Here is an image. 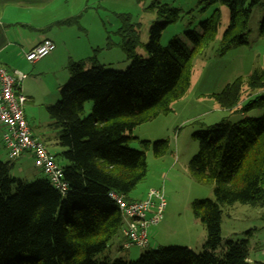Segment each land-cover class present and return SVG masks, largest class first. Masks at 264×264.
Returning <instances> with one entry per match:
<instances>
[{"label": "trees", "instance_id": "obj_1", "mask_svg": "<svg viewBox=\"0 0 264 264\" xmlns=\"http://www.w3.org/2000/svg\"><path fill=\"white\" fill-rule=\"evenodd\" d=\"M214 2L229 11L215 48L222 54L247 42L252 8L261 0H199L200 11ZM152 5L158 20L148 30L146 57L137 54L138 30L123 16L120 32L129 65L124 70L107 68L94 54L70 60L60 97L47 106L58 128L57 143L64 148L60 156L66 192L61 194L46 176L32 181L11 176L12 161L0 158V264H264L249 260L248 239L223 242L221 236L223 207L264 206V70L246 79L236 77L210 95L220 108L238 112L239 119L225 117L192 134L198 148L188 170L213 184L212 198L191 203L206 230L202 249L168 245L144 250L134 260L103 255L122 226L110 193L128 198L146 175L147 146L152 145L155 156L168 148L167 139L141 140L144 149L130 147L134 128L185 94L193 57L214 40L220 25L219 10L214 9L199 22V31L188 27L185 40L175 36L162 45L161 33L177 19L179 9L157 0ZM256 110L259 116L251 114Z\"/></svg>", "mask_w": 264, "mask_h": 264}, {"label": "rangeland", "instance_id": "obj_2", "mask_svg": "<svg viewBox=\"0 0 264 264\" xmlns=\"http://www.w3.org/2000/svg\"><path fill=\"white\" fill-rule=\"evenodd\" d=\"M154 1L89 0L80 24H77L84 29L81 30L80 39L75 43L76 46L83 44L87 48L80 55H74L73 60L94 54L97 62L105 67L124 70L130 59L127 57L120 32L123 16H126L129 23L134 24L138 30L137 54L146 57L144 44L148 40V30L153 21L158 20L156 8L152 5ZM157 1L179 9L177 19L169 23L161 33L162 45H166L175 36L185 40L184 31L188 27L199 31V22L206 19L214 9L219 10L220 25L214 40L202 53L193 57L190 86L185 94L171 101L167 111L138 125L132 132L136 137L129 142L132 148L144 149L141 140L153 142L160 139H167L168 148L162 156H155L152 145L147 146L146 175L129 192L128 197L143 199L150 189H163L166 206L161 219L148 229L150 244L147 247L120 248L122 239L118 236L103 253L111 258L134 260L144 250L168 245L190 246L195 252L202 249L200 242L203 234L206 235V230L201 221L193 215L191 203L194 199L212 198L213 184L200 180L188 170V162L198 148V142L192 134L225 117H229L230 120L239 119L241 115L238 112L231 113L225 110L222 114L217 102L210 95L220 91L226 83L236 77L246 79L254 71L264 70V28L261 29L264 21V0L252 8L248 21L247 42L231 47L222 54H218L215 48L229 21V11L225 5L214 2L200 11L203 5L199 0ZM90 45L93 50L89 49ZM27 71L29 77L35 79L29 85L32 94H28V100L24 104L25 116L34 133L45 136L42 138L49 150L55 154L57 162L64 164L65 161L60 156L64 148L57 143L58 128L53 124L47 106L59 99L60 88L67 81L69 70L65 65L62 70L47 73L35 74L32 69ZM90 108L91 102H87L85 112L88 113ZM260 113V110H256L251 114L259 116ZM1 136L2 128L0 158L7 160ZM13 162L10 168V175L13 177L32 181L45 176L25 155L13 159ZM263 212L264 206L242 203L223 207L222 241L248 239L251 261H264V218L261 217ZM220 250L221 247L217 249V253Z\"/></svg>", "mask_w": 264, "mask_h": 264}, {"label": "built area", "instance_id": "obj_3", "mask_svg": "<svg viewBox=\"0 0 264 264\" xmlns=\"http://www.w3.org/2000/svg\"><path fill=\"white\" fill-rule=\"evenodd\" d=\"M55 45L45 38L24 52V58L33 62L48 55ZM27 77L23 71L10 70L0 64V128L2 143L8 157L13 160L23 153H30L33 165L39 168L49 182L61 194L67 190L63 179V168L56 156L46 144L33 135L24 115L27 100L22 92L21 83ZM122 218L121 234L123 249L144 248L148 245V228L161 217L166 199L163 189H150L143 199H127L123 195L111 192ZM148 213H150L148 215Z\"/></svg>", "mask_w": 264, "mask_h": 264}, {"label": "crops", "instance_id": "obj_4", "mask_svg": "<svg viewBox=\"0 0 264 264\" xmlns=\"http://www.w3.org/2000/svg\"><path fill=\"white\" fill-rule=\"evenodd\" d=\"M88 2L89 0H0V64L10 70L17 69L27 72V77L21 83L22 92L26 95L27 100L28 96L32 94L29 90L30 82L35 79V77H29L27 70L32 69L35 74L62 70L65 65L67 67L70 60L75 59L74 55H80L86 50L85 45L76 46L75 43L80 39L81 30L84 29L83 26L77 24H80ZM68 18H74V23L57 24L58 21ZM45 38L53 41L54 49L41 59L33 62L27 61L24 58V52ZM89 49L93 50V47L91 46ZM219 110L223 114L226 109L219 108ZM29 127L31 129L30 125ZM31 131L45 143L42 138L45 136H39L36 132L35 134L32 129ZM24 155L32 162L30 153H23L20 157ZM8 159L10 158L8 157ZM11 161L13 165L14 162ZM18 169L21 170L20 167ZM119 235L122 239L121 233ZM205 237L206 235L203 234L201 245Z\"/></svg>", "mask_w": 264, "mask_h": 264}]
</instances>
